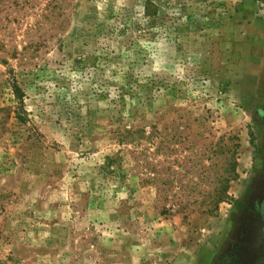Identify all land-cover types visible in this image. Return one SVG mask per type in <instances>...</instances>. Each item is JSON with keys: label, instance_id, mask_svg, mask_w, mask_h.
I'll list each match as a JSON object with an SVG mask.
<instances>
[{"label": "rangeland", "instance_id": "374dc122", "mask_svg": "<svg viewBox=\"0 0 264 264\" xmlns=\"http://www.w3.org/2000/svg\"><path fill=\"white\" fill-rule=\"evenodd\" d=\"M151 1L0 0V264H264V0Z\"/></svg>", "mask_w": 264, "mask_h": 264}, {"label": "trees", "instance_id": "16d2710c", "mask_svg": "<svg viewBox=\"0 0 264 264\" xmlns=\"http://www.w3.org/2000/svg\"><path fill=\"white\" fill-rule=\"evenodd\" d=\"M159 8L151 1V0H146L145 3V15L147 17H154L158 15ZM14 94L17 98V100L22 103L23 102V93L21 89L17 86L14 87Z\"/></svg>", "mask_w": 264, "mask_h": 264}]
</instances>
